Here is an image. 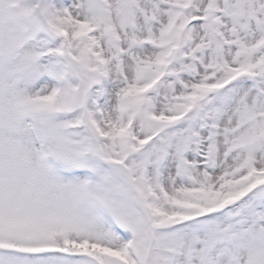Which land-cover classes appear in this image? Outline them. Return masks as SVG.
Returning <instances> with one entry per match:
<instances>
[{"label": "snow or ice", "instance_id": "obj_1", "mask_svg": "<svg viewBox=\"0 0 264 264\" xmlns=\"http://www.w3.org/2000/svg\"><path fill=\"white\" fill-rule=\"evenodd\" d=\"M0 264H264V0H0Z\"/></svg>", "mask_w": 264, "mask_h": 264}]
</instances>
